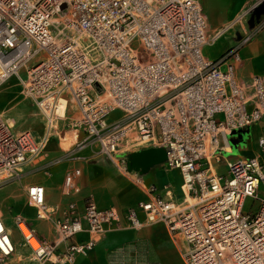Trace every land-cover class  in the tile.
<instances>
[{"label":"built area","instance_id":"2783aa9c","mask_svg":"<svg viewBox=\"0 0 264 264\" xmlns=\"http://www.w3.org/2000/svg\"><path fill=\"white\" fill-rule=\"evenodd\" d=\"M260 5L211 30L196 0H0V86L18 77L50 129L76 113L72 123L84 136L70 155L90 148L144 194L119 210L91 197L80 208L50 204L44 186H26V205L55 231L46 239L12 215L37 264H74L107 233L154 224L165 227L184 264H264V126L251 155H233L229 138L264 121V75L236 76L253 32L215 59L203 52ZM48 136L15 132L0 113V184L18 177ZM157 164L179 172L180 200L167 185L145 183ZM80 173L66 172L63 196L79 191ZM15 249L0 215V264Z\"/></svg>","mask_w":264,"mask_h":264},{"label":"crops","instance_id":"0c3cea01","mask_svg":"<svg viewBox=\"0 0 264 264\" xmlns=\"http://www.w3.org/2000/svg\"><path fill=\"white\" fill-rule=\"evenodd\" d=\"M196 1L200 4L211 30L230 26L248 5L255 2V0ZM249 31L253 32V37L239 51L240 61L236 66V76L241 79L256 74L264 75V14L243 17L240 22L233 24L225 31L213 45L205 47L204 55L209 59L219 57L235 40ZM5 120L8 123V120ZM262 126L264 121L248 130L234 132L230 136V140L234 142L233 152L237 155H251L256 152V140ZM50 146L53 147V144L51 143ZM71 156L81 158L80 160L72 159L73 162L69 166L57 165L51 168L50 174L46 173L47 176L40 175L37 177V182L29 183V185L40 184L45 187L48 203L65 205L68 202H75L82 208L85 199L91 197L99 207H113L119 210L133 205L144 197L136 185L126 181L92 151L83 149L77 153H71ZM45 164L42 162L34 168L43 169ZM74 167H78L81 171L78 178L79 191L63 196L60 193L62 179L66 172ZM144 181L146 184L155 185L158 190L167 185L174 198L181 199V176L177 170L166 171L162 164H157L147 170ZM161 194L163 195V192ZM27 213L31 214L30 211ZM26 216V218L30 217L29 223L40 236L46 239L54 237V227L49 221ZM10 232L16 249L7 264H37L32 259L30 250L21 244L20 237L12 224H10ZM79 238L84 239L85 236L80 234ZM176 262L184 264L165 227L154 224L139 231L124 229L109 232L86 255L78 256L74 264H174Z\"/></svg>","mask_w":264,"mask_h":264},{"label":"rangeland","instance_id":"374dc122","mask_svg":"<svg viewBox=\"0 0 264 264\" xmlns=\"http://www.w3.org/2000/svg\"><path fill=\"white\" fill-rule=\"evenodd\" d=\"M0 113L4 119L8 120L15 132L29 130L38 140L46 132L49 133L48 141L42 153L32 163L22 167L18 177L0 184V215L10 227V219L14 214H19L25 219L30 218H26V215L31 216L32 219L35 218L34 210L32 211L25 203V187L29 183L37 182L38 176H47L46 171L35 169V165L42 162L50 163V166L46 169L49 174L51 168L57 165L69 166L73 162L70 149L81 141L84 134L81 130L76 129L72 123V118L76 116V113L68 114L67 119L60 128L58 127L59 124H53L50 129L49 125H46L42 117L36 112L33 104L21 94L18 77H11L0 86ZM112 116H115V114ZM216 119H221V115H216ZM51 143L53 147L50 146ZM87 150L91 151L90 148H87ZM233 155H236V153H233ZM250 205L251 199L246 200L244 204L245 212L248 211ZM27 211H30L31 214H28ZM174 264H179V262Z\"/></svg>","mask_w":264,"mask_h":264},{"label":"water","instance_id":"95a60500","mask_svg":"<svg viewBox=\"0 0 264 264\" xmlns=\"http://www.w3.org/2000/svg\"><path fill=\"white\" fill-rule=\"evenodd\" d=\"M262 9H264V5H260L259 7H257L256 9H255V11H254V14L256 15V16H258V15H260V13L262 12ZM149 153H150V150H147V151H143V152H141L140 154H139V156H148L149 155Z\"/></svg>","mask_w":264,"mask_h":264}]
</instances>
